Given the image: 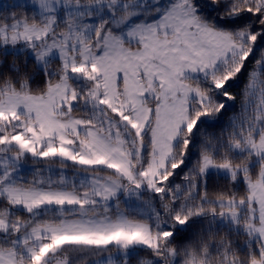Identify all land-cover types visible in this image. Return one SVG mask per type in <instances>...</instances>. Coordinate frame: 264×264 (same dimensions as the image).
Instances as JSON below:
<instances>
[{
	"label": "snow or ice",
	"instance_id": "6c2138e0",
	"mask_svg": "<svg viewBox=\"0 0 264 264\" xmlns=\"http://www.w3.org/2000/svg\"><path fill=\"white\" fill-rule=\"evenodd\" d=\"M0 264H264V0H0Z\"/></svg>",
	"mask_w": 264,
	"mask_h": 264
}]
</instances>
